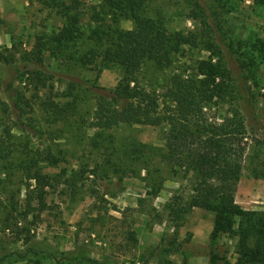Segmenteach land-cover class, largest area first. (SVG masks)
Returning a JSON list of instances; mask_svg holds the SVG:
<instances>
[{
	"label": "rangeland",
	"instance_id": "obj_1",
	"mask_svg": "<svg viewBox=\"0 0 264 264\" xmlns=\"http://www.w3.org/2000/svg\"><path fill=\"white\" fill-rule=\"evenodd\" d=\"M144 1L149 16L190 42L169 69L146 65L141 86L160 93L173 73L220 74L225 97L217 117L237 109L250 132L236 202L264 211V177L254 173L264 165V0ZM61 2L78 12L89 36L101 0H0V137L10 133L18 152L50 149L57 163L42 168L63 177L41 199L16 158L9 171L0 162V264H237V239L212 240L211 212L170 215L190 185L160 161L167 126L95 127L97 101L113 97L123 73L65 58L88 49L85 42L58 57L51 52L48 43L65 25ZM119 26L130 30L133 22ZM47 102L66 114H53ZM135 155L143 157L135 162Z\"/></svg>",
	"mask_w": 264,
	"mask_h": 264
},
{
	"label": "trees",
	"instance_id": "obj_2",
	"mask_svg": "<svg viewBox=\"0 0 264 264\" xmlns=\"http://www.w3.org/2000/svg\"><path fill=\"white\" fill-rule=\"evenodd\" d=\"M57 7L65 25L48 43L51 52L58 57L85 42L90 45L88 49L66 53L65 58L99 72L114 65L123 73L113 97L97 101L95 127L108 131L118 124L167 126L160 161L190 185L189 192L174 198L170 215L180 218L194 209L211 212L212 240L217 241L222 235L233 237L237 239V264H264V211L244 210L236 202L249 148V127L237 109L222 120L217 117L215 111L225 97V89L216 83L220 74L211 71L189 77L173 73L166 89L160 93L146 91L139 81L142 69L146 65L156 71L169 69L179 49L190 42L183 32L170 31L149 16L144 0H101L92 13L94 25L89 36L79 24L77 11L63 2ZM121 20H131L133 28H121ZM46 45V41L39 43L40 47ZM238 94L242 97L241 91ZM44 106L55 115L66 114L55 102ZM7 134L0 137V162L9 171L14 169L10 161L16 158L17 169L29 187L41 191L43 199L46 189L58 186L63 177L45 172L42 164H56L57 159L50 149L14 151L12 137ZM142 157L135 155L132 160ZM254 173L264 177V165H255ZM56 264L64 263L56 259Z\"/></svg>",
	"mask_w": 264,
	"mask_h": 264
}]
</instances>
